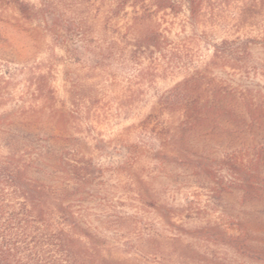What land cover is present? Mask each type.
<instances>
[{
    "label": "rangeland",
    "instance_id": "1",
    "mask_svg": "<svg viewBox=\"0 0 264 264\" xmlns=\"http://www.w3.org/2000/svg\"><path fill=\"white\" fill-rule=\"evenodd\" d=\"M60 4L82 29L50 35L13 8L0 14L2 152L46 181L92 160L99 177L78 208L95 264H264V0H207L197 20L184 8L150 21L112 0ZM150 30L159 51L140 47ZM198 71L192 81L209 85L194 89L225 111L194 128L160 100ZM227 156L257 181L251 195Z\"/></svg>",
    "mask_w": 264,
    "mask_h": 264
},
{
    "label": "trees",
    "instance_id": "2",
    "mask_svg": "<svg viewBox=\"0 0 264 264\" xmlns=\"http://www.w3.org/2000/svg\"><path fill=\"white\" fill-rule=\"evenodd\" d=\"M60 1L0 0V14L13 8L23 20L37 24V31L50 35L82 29L83 21L66 19L67 14ZM112 1L118 13L131 8L136 17L150 21L160 13L178 15L184 8L192 20H197L207 0ZM141 43L140 47L161 49L160 35L153 30L141 36ZM228 43L224 40V44ZM217 57L216 53L215 61ZM227 61L239 60L227 58ZM195 74L197 77L188 76L167 98L160 100V107L163 108L161 112L180 114L184 124L197 128L218 119L216 114L225 111V104L220 95L217 100H212L210 96L197 93L194 87L204 89L206 83L202 79L192 81L201 78V72ZM242 164L230 156L223 161L230 176L236 177L238 187L251 195V191L258 187L257 181L246 182ZM67 165L64 176L57 180L35 178L22 157L11 151L4 154L0 146V264H95L99 247L91 240L78 205L84 199L82 193L85 188L99 176L92 170V160L85 157L68 160ZM97 171L103 173L100 168ZM257 173L259 175V169ZM257 197L253 195L251 199Z\"/></svg>",
    "mask_w": 264,
    "mask_h": 264
}]
</instances>
